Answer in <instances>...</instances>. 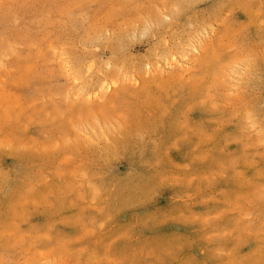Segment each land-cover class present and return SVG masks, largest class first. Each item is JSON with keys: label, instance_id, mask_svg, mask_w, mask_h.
Here are the masks:
<instances>
[{"label": "rangeland", "instance_id": "1", "mask_svg": "<svg viewBox=\"0 0 264 264\" xmlns=\"http://www.w3.org/2000/svg\"><path fill=\"white\" fill-rule=\"evenodd\" d=\"M0 264H264V0H0Z\"/></svg>", "mask_w": 264, "mask_h": 264}, {"label": "bare ground", "instance_id": "2", "mask_svg": "<svg viewBox=\"0 0 264 264\" xmlns=\"http://www.w3.org/2000/svg\"><path fill=\"white\" fill-rule=\"evenodd\" d=\"M187 59V58H186ZM185 59V61L187 62L188 60H186ZM113 83V82H112ZM112 83H109V84H106L105 86H106V88H108V87H110L111 85H112ZM104 85V84H103ZM114 85V84H113ZM97 91H101V89H97Z\"/></svg>", "mask_w": 264, "mask_h": 264}]
</instances>
